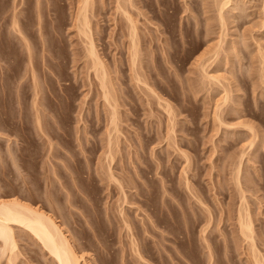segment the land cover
I'll return each mask as SVG.
<instances>
[{"label":"rangeland","instance_id":"rangeland-1","mask_svg":"<svg viewBox=\"0 0 264 264\" xmlns=\"http://www.w3.org/2000/svg\"><path fill=\"white\" fill-rule=\"evenodd\" d=\"M237 1L242 5L232 1L225 8L228 21L223 31L213 0H133L128 8L138 26L137 70L147 78V84H141L133 77L129 62L126 16L116 8L115 0H96L97 7H104L99 9V18L92 14L95 11L91 13L95 30L97 19L100 21L101 34H95L96 42L119 95L120 131L114 136L118 147L113 144L116 156L111 170L122 181L118 183L125 187L123 192L117 182L113 183L116 179L109 180V169H104L108 168V118L98 80L87 65L84 44L74 26L78 0H0V196L27 203L31 200V205L57 215L58 223L62 227L65 223L63 228L73 232L69 236L74 245L81 243L75 248L88 264H209V248L199 232L211 215L215 220H211L207 238L214 249V264H255L235 225L241 195L234 186V169L242 160L241 173L248 176L241 178L246 184L243 190H247L243 193L251 206L246 204L251 208L257 246L264 260V71L258 52L259 44L264 47V11L261 0H247L246 8L240 7L247 4L246 0ZM233 3L243 9L239 12ZM12 12L18 13L20 34L14 29ZM23 37L30 49H24ZM201 63L220 80L205 77ZM148 84L156 89L154 93ZM33 92L36 96L40 93L36 101L41 110L34 105ZM224 95H228L226 102ZM39 99L43 103H38ZM166 100L173 107L175 120L165 109ZM217 106L227 124H253L258 138H252L247 127L221 125L216 118ZM31 107L41 111L37 110L38 115L43 114L39 115L40 124ZM249 136L256 139L251 147ZM48 142L56 146L50 144L52 148ZM183 176L192 182V189L197 188L193 192L201 194L205 205L196 202ZM123 193L130 200L126 202ZM68 195L74 196L71 202ZM120 205L132 219L125 216L133 223L129 224L132 232L120 219ZM133 232L143 258L149 261L136 259L129 238ZM16 233L15 251L19 252L15 264H51L38 243L18 229ZM6 254L2 264H8Z\"/></svg>","mask_w":264,"mask_h":264},{"label":"bare ground","instance_id":"bare-ground-1","mask_svg":"<svg viewBox=\"0 0 264 264\" xmlns=\"http://www.w3.org/2000/svg\"><path fill=\"white\" fill-rule=\"evenodd\" d=\"M14 1V0H13ZM18 1V0H17ZM21 1H24V0H21ZM116 1V8L121 12V13H123V15L124 16H126V18H127V20H128V25H127V27L129 28V37H130V43H129V54H130V56H129V62H130V65H131V69L133 70V72H134V75H133V77L135 76V79H136V81H137V83H143V84H147L146 83V80H147V78H146V80L144 79V77L142 76V75H140L139 74V72H138V70H137V66H138V61H139V53H140V40H139V36H138V26H137V24H136V22H135V20H134V18H133V16H132V14H131V12L129 11V8L128 7H130L131 5H132V2H133V0H115ZM215 1V4H216V9L218 10V13H217V16H218V24L220 25V27L222 28V30L224 31V28L226 29V27H225V25H226V21H228V19H226L227 17H225V15L227 14L226 12H227V10L225 11V8L226 7H228V5H229V3H231L232 1L234 2V1H236L239 5H242V4H240L237 0H213V2ZM252 1V0H251ZM250 1V2H251ZM254 1V0H253ZM258 1V0H257ZM262 1V2H261ZM261 1H259L258 2V4L261 2V6H260V8L261 9H263V11H264V0H261ZM40 2V0H38V3ZM246 2H247V4H243L244 6H240V7H245L246 8V5H247V7H248V5H249V2L246 0ZM14 3H16V2H14ZM14 3H12V4H14ZM133 3H135V2H133ZM235 4V3H233V4H235V6L237 7L238 6V4ZM256 3V2H255ZM130 4V5H129ZM136 4H137V2H136ZM14 5H16V4H14ZM14 5H12V6H14ZM78 7H77V9H76V12H75V16H74V26L77 28V32H78V34L81 36V39H82V41H83V44H84V54H85V56H86V59H87V65H88V67L90 68V71L91 70H93L92 72L94 73L93 75L97 78V82H98V86H99V93L101 94L100 95V97L102 98V100H103V106L105 107V110H106V114H107V120H108V123H107V129H106V136H105V139H106V141H105V143H107V151L105 150V154H106V159H105V161H107V163H103L105 166H108V168H104V169H109V171H108V173H106V174H108V176H110V178H109V180L110 179H112V180H110V181H113L114 179H116L117 177H115L114 175H113V172H112V170H111V165H113V164H111L112 162H113V160H115L114 159V154H115V156H116V152H115V150H114V148H112V147H114L113 146V144L115 145V146H117V144H116V142L114 141V136L116 135V132H119L120 131V112H119V95H118V90H117V87H116V85H115V81H113L114 80V78H112L111 76H112V73L110 74V72H111V70L108 68V65H107V63L105 62V59H104V55L102 56V53L100 52V49H99V47H98V45H97V40H96V36H95V34H97V35H100L101 33H100V28H98V26L100 25L99 24V22L100 21H98V19H97V21H96V30L94 29V26H93V24H92V19H91V13H92V11H95V13H92V14H95L96 16H97V18H99V14H101L100 13V11H99V9H101V7H102V9L104 8L102 5H100V7H99V5H98V7H97V5H96V0H78ZM129 5V6H128ZM134 5V4H133ZM231 5V4H230ZM18 6V5H17ZM39 6V5H38ZM253 6H255V5H253ZM11 7V6H10ZM19 7V6H18ZM232 6H230L229 8H231ZM235 7V8H236ZM256 7H258V5H256ZM13 8H16V7H13ZM234 8V7H233ZM234 8V9H235ZM238 8V7H237ZM236 8V9H237ZM243 8H238V10L240 9V10H242ZM259 8V7H258ZM18 9V8H17ZM248 9V8H247ZM15 11H16V9H14ZM216 10V11H217ZM240 10H239V12H240ZM246 9H244L243 11H245ZM14 11V12H15ZM102 11V10H101ZM231 11V10H230ZM13 13V12H12ZM17 13V12H16ZM20 13V12H19ZM226 13V14H225ZM232 13V12H231ZM264 13V12H263ZM262 13V14H263ZM14 14V18H13V20L12 21H14L13 23H14V29H15V27L18 29V31H16L17 33H21V32H19V31H21V29L20 28H18L20 25H18V23H19V21H17L18 19H17V14H15V13H13ZM232 14H234V13H232ZM241 14V13H240ZM239 14V15H240ZM40 15V14H39ZM95 15H92V16H95ZM99 15V16H98ZM11 16V15H10ZM21 16V15H20ZM228 16H229V14H228ZM233 16V15H232ZM235 16V15H234ZM236 16H237V14H236ZM13 17V16H12ZM240 17V16H239ZM264 17V16H263ZM20 18V17H19ZM229 18H231V17H229ZM215 19H217L216 17H215ZM235 19V18H234ZM237 19H235V21H236ZM40 21V20H39ZM238 21V20H237ZM7 22V21H6ZM98 23V24H97ZM262 24H264V22L262 23ZM1 25V24H0ZM12 25V24H11ZM18 26V27H17ZM263 26V25H262ZM261 26V27H262ZM1 27V26H0ZM10 26H8V28H9ZM100 27V26H99ZM13 28V27H12ZM198 28V27H197ZM20 29V30H19ZM8 30V29H7ZM11 30V29H10ZM40 30H42V29H40ZM197 30V29H196ZM221 30V31H222ZM11 31H13V29L11 30ZM10 32V31H9ZM15 34H16V32L15 31H13ZM12 32V33H13ZM22 32L23 33H25L23 30H22ZM22 33V34H23ZM40 33H41V31H40ZM21 34V35H22ZM224 34V33H223ZM264 34V33H263ZM9 35H10V37H11V34L9 33ZM13 35V34H12ZM222 35V34H221ZM17 36H18V34H17ZM20 36V35H19ZM24 36V35H23ZM26 36V35H25ZM42 36H44V35H42ZM13 37V36H12ZM15 38H16V36H14ZM102 37V36H101ZM263 37V36H262ZM20 38H21V36H20ZM20 38H18V39H20ZM28 38V37H27ZM39 38H40V35H39ZM42 38V37H41ZM222 38V37H221ZM44 39V38H43ZM42 39V40H43ZM263 39V38H262ZM21 40V39H20ZM27 40V39H26ZM23 42H25V39H24V37H23V40H22ZM29 41H30V39H29ZM28 41V42H29ZM44 42V41H43ZM42 42V43H43ZM21 44H22V42H20ZM30 43V42H29ZM40 43V42H39ZM45 43V42H44ZM258 43H261V42H259L258 41ZM263 44H264V42H262ZM24 44V43H23ZM27 44L28 43H26L25 42V44L23 45V46H25L26 45V47L27 48H25L24 47V49H30L31 48V45H30V47H29V44H28V46H27ZM36 44V43H35ZM40 46V45H39ZM259 46V48H258V52H259V58L261 59L260 61L262 62L261 64H263V70L262 71H264V47H263V45L262 44H259L258 45ZM35 47H37V46H35ZM43 47H44V45H43ZM21 48H22V46H21ZM42 48V47H41ZM30 53H31V51L30 50H28ZM28 51H26V53L28 52ZM25 54V53H24ZM42 54V53H41ZM27 55V54H26ZM29 55H31V54H29ZM33 56V55H32ZM43 56V55H42ZM41 56V57H42ZM26 57H28V56H26ZM29 57H31V56H29ZM34 57V56H33ZM42 58H44V56L42 57ZM28 60H29V58H27ZM32 59H30V63L32 62L31 61ZM128 62V63H129ZM32 64V63H31ZM202 64V65H201ZM200 65V67H201V69L200 70H202L201 72H203L202 74H204V76L205 77H208L210 80L211 79H213V80H220L219 78H218V75H216V74H214L213 75V73H212V75L211 74H209V70H207L206 69V67H205V65L203 64V63H201ZM115 66H117V65H115ZM33 67V66H32ZM119 67V66H118ZM117 67V68H118ZM109 69V70H108ZM34 70V69H33ZM32 70H30V72H31ZM36 70H34L33 72H35ZM110 71V72H109ZM116 71H117V69H116ZM116 73V72H115ZM118 73V72H117ZM116 73V74H117ZM211 73V72H210ZM264 73V72H263ZM35 74V73H34ZM33 75V74H32ZM37 75H38V73H37ZM216 75V76H215ZM264 75V74H263ZM115 76H117L118 77V75H115ZM35 75L33 76V79H35ZM113 77H114V75H113ZM142 77H143V79H142ZM118 79V78H117ZM132 79V78H131ZM36 80H37V77H36ZM36 80H34V82L36 81ZM145 80V81H144ZM38 81V80H37ZM136 83V84H137ZM141 83V84H142ZM35 85L36 84H34V88H35ZM119 85V84H118ZM137 85H139V84H137ZM149 85V84H148ZM152 85V84H151ZM39 86V85H38ZM37 86V87H38ZM41 86H39V88H40ZM119 87H121L120 85H119ZM149 87V89H150V91H152L153 93L155 92V88L154 87H151L150 85L148 86ZM147 87V88H148ZM155 90H154V89ZM38 89V88H37ZM148 89V90H149ZM123 90V89H122ZM120 91H121V89H120ZM35 92V91H34ZM33 92V93H34ZM37 92V91H36ZM35 92V93H36ZM38 92H40V90H38ZM227 92V91H226ZM34 93V94H35ZM228 93V92H227ZM38 96L40 95V93L39 94H37ZM33 97H34V95H32ZM38 96H36V94H35V100L34 101H36V99L38 100ZM225 96V95H224ZM228 96V95H227ZM227 96H225V98H224V100H223V98H222V100L223 101H227L228 100V98H227ZM41 97H42V94H41ZM33 98V99H34ZM43 98V97H42ZM158 98H160V96L158 95ZM164 100V99H163ZM34 101H32L33 103H34ZM41 101H42V99H41ZM222 101V102H223ZM165 102H167V100L165 101ZM38 103H43V101L42 102H40V99H39V102ZM167 104V108H165V109H167V112L169 113V114H171L172 112H171V108H173V107H171L169 104H168V102L166 103ZM165 104V105H166ZM33 105V104H32ZM31 105V106H32ZM34 105H36V106H38L37 105V101L34 103ZM33 105V106H34ZM42 105V104H41ZM40 106V105H39ZM38 106V107H39ZM35 107V106H34ZM33 107V108H34ZM166 107V106H165ZM220 106H217L216 107V111H215V113H216V118L218 119V121H219V123L221 124V125H225V124H227V122H225L223 119H222V112L220 111L219 112V109L221 110V107L219 108ZM36 108V107H35ZM34 108V109H35ZM40 108V110H41V107H39ZM34 109H32V107H31V110H34ZM40 111L38 108L37 109H35V111H36V113L38 112V111ZM173 110V109H172ZM234 110H236L235 108H234ZM238 110V109H237ZM34 111V112H35ZM41 112V111H40ZM40 112H39V115H40ZM43 113V112H42ZM168 114V115H169ZM175 114V113H174ZM38 115V113L36 114V115H34V118H35V116H37ZM37 116V123H39L40 124V119L42 118H40V116H43V114L42 115H40V116ZM172 116H171V118L173 117V119L175 118L174 116H173V114H171ZM170 116V115H169ZM170 117H169V119L170 120H173V119H171ZM175 120V119H174ZM36 122V121H35ZM172 122V121H171ZM239 122V121H238ZM237 122V124H236V126L238 125H241V126H244V127H247L248 129H249V132H252L253 134H249V135H254V136H252V138H256L257 136H256V134H258L257 132H256V130L254 129V127H253V124H250V123H248V122H240V123H238ZM172 124V123H171ZM173 124H174V121H173ZM229 124H234V123H228L227 125H229ZM234 124V125H235ZM42 125V124H41ZM41 125H39L38 127L40 128L41 127ZM43 126V125H42ZM232 126V125H231ZM240 126V127H241ZM239 127V128H240ZM237 128V127H236ZM255 128H257L256 126H255ZM171 129V128H170ZM172 129L174 130V128L172 127ZM251 130V131H250ZM255 130V131H254ZM259 132V131H258ZM0 135H1V133H0ZM3 135V134H2ZM1 135V136H2ZM261 135H263V134H261ZM0 136V137H1ZM251 136H249V138L251 137ZM264 137V136H263ZM252 138H250V144H249V146L251 147V145L254 143V140H256V139H254V140H252ZM116 139V138H115ZM118 139V138H117ZM117 139H116V141H117ZM259 139L260 140H258V141H261V138L259 137ZM263 140V139H262ZM87 141V140H86ZM51 142V141H50ZM257 142V141H256ZM7 143V142H6ZM49 143V142H48ZM47 143V144H48ZM261 143V142H260ZM8 144V143H7ZM53 145V143H49V145ZM262 144V143H261ZM4 145H5V143H4ZM9 145V144H8ZM11 145V144H10ZM10 145H9V147H10ZM49 145H47V147L49 146ZM50 145V147H52ZM55 145V144H54ZM54 145H53V147H54ZM91 145V144H90ZM96 145V144H95ZM106 145V144H105ZM260 145V144H259ZM263 145H264V143H263ZM7 146V145H6ZM56 146V145H55ZM87 146V145H86ZM248 146V147H249ZM254 146V145H253ZM52 147V148H53ZM118 147V146H117ZM116 147V148H117ZM5 148V147H4ZM44 148H46V147H44ZM49 148V147H48ZM115 148V149H116ZM6 149V148H5ZM47 149V148H46ZM46 149H44V150H46ZM51 149V148H50ZM49 149V150H50ZM55 149H57V148H54L53 149V151L55 150ZM83 149V148H82ZM244 149H246V148H244ZM7 150H8V146H7ZM10 150V149H9ZM8 150V151H9ZM60 150V149H59ZM84 150V149H83ZM114 150V151H113ZM116 150H118V149H116ZM8 151H6V152H8ZM15 151V150H14ZM47 151V150H46ZM56 151V150H55ZM5 152V151H4ZM9 152H12V151H9ZM51 152V151H50ZM56 153V152H55ZM182 153L186 156V153H185V150L183 151L182 150ZM245 154L243 155V154H241V157L243 156V158H244V156L246 155V152H244ZM253 153V152H252ZM0 154H2V153H0ZM183 154H182V156H183ZM7 155V154H6ZM9 156H10V154H8ZM13 155V154H12ZM51 155V154H50ZM84 155V154H83ZM87 155V154H86ZM247 155H249V154H247ZM1 156V155H0ZM251 156V155H250ZM8 157V156H7ZM12 157V156H11ZM16 157V156H15ZM5 158V157H4ZM18 158V157H17ZM84 158H86L85 156H84ZM236 158V157H235ZM242 158V159H243ZM252 158V157H251ZM78 159V158H77ZM88 159V158H87ZM87 159H85V160H87ZM104 159V158H103ZM239 159H241V158H239ZM188 160V159H187ZM186 160V161H187ZM89 161V160H88ZM237 161H239V160H237ZM49 162V161H48ZM84 162H86V161H84ZM50 163V162H49ZM58 163V162H57ZM87 163V162H86ZM54 164V163H53ZM81 164H83V163H81ZM102 164V165H103ZM189 164V163H188ZM187 164V165H188ZM241 164H242V160L240 161V162H238L237 164H236V167H235V173H234V186L236 185L237 187H238V189H239V191H238V193L241 195V199H239V202H238V208H237V210L235 211V214H236V226H237V234H239L240 236L239 237H241V238H243V240L244 241H246V244L248 245V249H250V251H251V255L250 256H252V257H250L249 255V259H252V262H255V264H263V261L264 260H262L263 258H262V252H261V248L259 249L258 248V246H257V240H256V236H257V234L255 233V224L253 225V219H252V217H251V214H250V212L251 211H249L250 209H248L249 207H247V205L248 206H250L249 205V200L247 201L248 203H246V201L245 200H247V198H246V194H244L243 192H244V190H243V187L242 186H245V185H243V182H242V179L241 178H243L244 176V178H248V176H247V174L246 175H244V173H243V175H242V171H241ZM47 165H50V164H47ZM88 165H89V163H88ZM184 165V164H183ZM55 166V165H54ZM54 166H52L51 165V167H53L54 168ZM83 166H84V164H83ZM47 167H49V166H47ZM51 167H49L48 169L50 170H53V168H51ZM87 167V166H86ZM58 168V167H57ZM60 168V167H59ZM103 168V167H102ZM58 169H55V171H57ZM90 170V169H89ZM187 169H183V173H184V175L185 176H187V174L186 173H188L187 171H186ZM88 171V170H87ZM51 172V171H50ZM244 172V171H243ZM56 173V172H55ZM55 173H53L52 172V174H55ZM98 173H100V172H98ZM56 174H58V173H56ZM95 174V173H94ZM115 174V173H114ZM183 175V174H182ZM249 175V174H248ZM91 176V175H90ZM185 176H183V177H185ZM243 176V177H242ZM80 177V176H79ZM52 178V177H51ZM86 178V177H85ZM101 178V177H100ZM99 178V179H100ZM107 178V179H108ZM251 178V177H250ZM249 178V179H250ZM56 179V178H55ZM87 179V178H86ZM103 179V178H102ZM101 179V180H102ZM105 179V178H104ZM249 179H246V180H244V182H251L252 181V179H251V181H249ZM57 180V179H56ZM117 180V179H116ZM120 179H118L117 181H115V182H113V183H118V182H120L119 181ZM184 180V179H183ZM189 179L187 178V177H185V186L186 187H188V188H191L192 189V186L193 185H190V184H192V182H189L188 181ZM49 181V180H48ZM51 181H52V179H51ZM55 181V180H54ZM58 181V180H57ZM83 181V180H82ZM255 181V180H254ZM253 181V183H255ZM53 182V181H52ZM51 182V183H52ZM64 182V181H63ZM77 183V182H76ZM110 183V182H109ZM108 183V184H109ZM121 183H122V181H121ZM121 183H118L117 185H120V190H122L123 192L125 191V190H123V189H125V187L123 188V184L121 185ZM259 183V182H258ZM48 184V183H47ZM53 184V183H52ZM111 184V183H110ZM109 184V185H110ZM81 185V184H80ZM248 185H250L249 183H248ZM247 185V186H248ZM66 186V185H65ZM235 186V187H236ZM21 187V186H20ZM196 187V186H195ZM237 187H236V189H237ZM0 188H2V187H0ZM187 188V189H188ZM21 189V188H20ZM51 189V188H50ZM191 189H188L189 191L191 190ZM195 189H197V188H195ZM195 189H192L191 190V193L193 194L192 196H194V197H196V199L197 200H199V201H197L196 200V202H199V204H200V202H202L203 200L202 199H204L202 196V199L199 197L200 195H197V193L195 192V194H194V192L193 191H196ZM237 189V190H238ZM247 189V188H246ZM2 190V189H1ZM25 190V189H24ZM24 190H22V191H24ZM250 190V189H249ZM12 191V190H11ZM15 191V190H14ZM21 191V190H20ZM26 191H28V190H26ZM47 191V190H46ZM1 192V191H0ZM6 192V191H5ZM4 192V193H5ZM48 192V191H47ZM198 192V191H197ZM245 192L247 193V190H245ZM27 193V195H28V192H26ZM25 192L24 193H22V194H26ZM30 193H32V192H30ZM29 193V194H30ZM199 193V192H198ZM203 193V192H202ZM10 194V193H9ZM20 194V193H19ZM57 194V193H56ZM75 194V193H74ZM125 193H123V195H124ZM12 195V194H11ZM47 194H45V196H46ZM50 195V194H49ZM58 195V194H57ZM240 195H238V196H240ZM18 196V195H17ZM16 196V197H17ZM29 196V195H28ZM31 196V195H30ZM33 196V195H32ZM48 196V195H47ZM47 196L45 197L46 199H49V198H47ZM67 195H65V200H66V197ZM68 196H70V195H68ZM72 196V195H71ZM70 196V197H71ZM125 197H126V194L124 195ZM123 196V197H124ZM127 196H128V194H127ZM1 197V196H0ZM19 197V196H18ZM21 197V196H20ZM51 197L53 198V195H51ZM60 197V196H59ZM74 197V196H73ZM73 197H71V199L70 200H68V201H70L71 202V200H72V198ZM77 197V196H76ZM79 197V196H78ZM122 197V196H121ZM121 197H119V198H121ZM22 198H23V196H22ZM32 198V197H31ZM30 198V199H31ZM52 198H50V199H52ZM80 198V197H79ZM127 198L129 199V197H126V198H124V199H126L125 201L127 202ZM27 199V198H26ZM60 199V198H59ZM130 200V199H129ZM26 201V200H25ZM25 201H23L22 199H19V198H11V199H7V198H0V264H2V262H1V259L3 258V256L6 254L7 255V263L8 264H15V262H16V260H17V257H16V252L18 251H15L18 247V241H17V233H16V230L18 229V230H20L23 234H24V237L25 236H27V238L29 239H31V241H32V239L36 242V244L38 245V246H41L40 248H42L43 250H45L46 251V253H47V256H49L50 257V263L51 264H82L81 263V261H84V264H88V262L86 261L87 259H86V257H84V255L82 254V256L81 255H79V253L76 251V248H75V245H77L79 242H77V244H75L74 245V243H76V242H73V237H70L69 235H71L72 233L71 232H69L68 230V228L65 230L63 227H65L64 225H65V223L63 224L61 221V223L63 224V227H62V225L60 224V223H58V220L56 219V217L55 216H57V215H55L54 216V214L53 213H51V212H49V209H48V211H46L45 209H43L42 207H38V206H34V204L33 205H31V203H30V201H29V203H27V202H25ZM34 201V200H33ZM48 201V200H47ZM67 201V200H66ZM120 201H121V199H120ZM119 201V202H120ZM125 201L123 200V202L125 203ZM51 202V200H49V202L48 203H50ZM55 202V201H54ZM53 202V203H54ZM52 203V202H51ZM58 203H60V201L58 202ZM57 203V201H56V203L55 204H58ZM121 203H122V201H121ZM120 203V204H121ZM203 203V205H205L204 204V201L202 202ZM201 203V204H202ZM55 204H54V207H55ZM119 204V203H118ZM181 204V203H180ZM236 204V203H235ZM247 204V205H246ZM51 205V204H50ZM60 205H61V203H60ZM86 205V204H85ZM124 204L122 203V206H123ZM52 206L53 205H51V208H52ZM121 206V205H120ZM121 206V208H120V210H119V213H120V216H121V220L123 221V223H124V225L126 226V228H129L130 226H129V224H133L132 223V221H129L128 219L130 218H128V215H125V214H127L126 212L124 213V211H126V210H124L123 211V208L124 207H122ZM189 206V205H188ZM192 206V205H191ZM57 207V206H56ZM62 206H60V208H61ZM87 207V206H86ZM117 206L115 205V208H116ZM137 207H139V206H137ZM182 207V206H181ZM190 207V206H189ZM193 207V206H192ZM209 206H207L206 207V209L208 208ZM251 207V206H250ZM64 208V207H63ZM114 208V207H113ZM125 208H126V206H125ZM194 208V207H193ZM204 208V207H203ZM54 209V208H53ZM110 209V208H109ZM108 209V210H109ZM117 209V208H116ZM205 209V211L207 212L208 210H206ZM209 210H210V207L208 208ZM64 210V209H63ZM113 210H115V209H113ZM183 210V209H182ZM190 210H191V208H190ZM52 211V210H51ZM58 211H61V210H58ZM57 211V212H58ZM110 211H112V209L110 210ZM195 211V210H194ZM53 212V211H52ZM114 212V211H113ZM116 212H118V210L116 211ZM212 212L213 211H211L210 212V214H207V216L209 215H211L212 214ZM107 213V212H106ZM115 213V212H114ZM183 213H184V211H183ZM209 213V212H208ZM234 213V212H233ZM58 214H60V217H62L61 216V213H58ZM111 214V213H110ZM109 214V215H110ZM117 214V213H116ZM232 214V213H231ZM66 215V214H65ZM112 215H113V213H112ZM118 215V214H117ZM193 215V214H192ZM252 215H253V213H252ZM115 216V215H114ZM113 216V217H114ZM125 216H127V218L125 217ZM186 216H187V214H186ZM194 216H195V214H194ZM212 215L210 216V217H208L209 218V220H206V221H208V223H207V225L205 224V227H203L202 228V230H201V232H202V234H201V232H199V235H200V237L202 236L203 237V241H205L206 242V247L207 248H209L208 250H209V261H207V262H209V264H211V263H215V261H214V255H213V251L212 250H214V249H212L211 248V243L209 244V242L211 241V240H209L208 238H207V233H209V232H207L208 230V228L209 227H211V226H209V225H211V220H215V218H213L212 219ZM59 218V217H58ZM63 218V217H62ZM133 218V217H132ZM235 218V217H234ZM67 219V218H66ZM65 219V220H66ZM108 219H110L109 217H108ZM116 219V218H115ZM131 219V218H130ZM185 219V218H184ZM63 220H64V218H63ZM113 220V219H112ZM132 220V219H131ZM152 220V219H151ZM67 221V220H66ZM68 221L70 222V219L68 218ZM186 221V220H185ZM65 222V221H64ZM149 223H150V220H149ZM151 223H154L153 221L151 222ZM196 223V222H195ZM206 223V222H205ZM67 224H68V222H67ZM213 224V223H212ZM71 225V224H70ZM70 225H66V226H70ZM123 225V226H124ZM124 226V227H125ZM155 227L157 226V225H154ZM154 226H153V229H154ZM152 227V226H151ZM236 228V227H235ZM71 229V228H70ZM132 229V230H131ZM210 229V228H209ZM74 230V229H73ZM128 230V229H127ZM135 230V229H134ZM200 230V229H199ZM128 231H133V226H132V228H129V230ZM69 232V233H68ZM136 232V231H135ZM135 232H133V233H131L130 234V237L129 238H131L130 240H131V244H132V251H133V249H134V255L136 256V259H141V258H143V254H141V252L142 251H140V250H142L140 247H139V245H140V242H138L137 240H138V238H137V240H136V238L135 237H137L136 235L137 234H134ZM162 233H163V231H161ZM161 232L159 233V234H161ZM71 233V234H70ZM130 233V232H129ZM189 233V232H188ZM236 233V232H235ZM23 234L21 235V233H20V235H21V237L23 236ZM225 234V233H224ZM223 234V235H224ZM74 235V234H73ZM198 235V236H199ZM236 235V234H235ZM72 236V235H71ZM163 236V235H162ZM166 236V235H165ZM224 237H225V235H224ZM235 237V236H234ZM236 239L238 238V236H236L235 237ZM260 235H259V240H260ZM163 239V238H162ZM189 239V238H188ZM262 239V238H261ZM75 240V239H74ZM201 239H199V241H200ZM201 240V241H202ZM209 240V241H208ZM228 240V239H227ZM140 241V240H139ZM163 241V240H162ZM33 242V241H32ZM160 242H161V240H160ZM159 242V243H160ZM238 242V241H237ZM237 242H236V245H237ZM158 243V244H159ZM204 243V242H203ZM234 243H235V240H234ZM263 243V242H262ZM81 244V243H80ZM80 244H78V245H80ZM163 244V243H162ZM259 244V243H258ZM159 245H161V244H159ZM205 245V244H204ZM163 246V245H162ZM78 247V246H77ZM82 247H83V245H82ZM159 247V246H158ZM166 247V246H165ZM84 248V247H83ZM160 248H161V246H160ZM163 248V247H162ZM41 249V250H42ZM80 249V248H79ZM19 252V251H18ZM261 252V253H260ZM45 253V254H46ZM248 253H249V251H248ZM20 254V253H19ZM81 257H83V258H85V260L83 259V258H81ZM133 257V256H132ZM216 258V257H215ZM81 259H83V260H81ZM144 259V258H143ZM142 260V259H141ZM145 261H149V260H146V258L144 259ZM217 260V259H216ZM137 261H140V260H137ZM251 261V260H250ZM151 263V262H150ZM217 263V262H216ZM147 264V263H146ZM153 264V263H152Z\"/></svg>","mask_w":264,"mask_h":264}]
</instances>
